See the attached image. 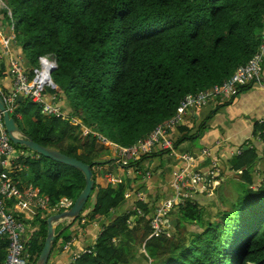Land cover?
Wrapping results in <instances>:
<instances>
[{"label":"trees","instance_id":"1","mask_svg":"<svg viewBox=\"0 0 264 264\" xmlns=\"http://www.w3.org/2000/svg\"><path fill=\"white\" fill-rule=\"evenodd\" d=\"M0 2V25L8 22L13 27L15 46L27 55L28 65H35L43 55L56 59L52 73L56 87L47 88V92L61 99L60 94H65L71 116H79L93 131L124 147L138 143L173 117L187 95L228 80L260 50L264 40V0ZM2 50L0 40V79L8 75ZM250 86H242L240 92ZM6 92L2 89V94ZM41 110L39 103L23 98L18 99L12 115L34 141L92 164L95 178L88 211H82L56 236L54 246L60 239H73L72 232H65L75 224L84 227L107 220L96 242L87 248L91 251L68 264H128L136 255L133 240L140 241L150 264H264V171L256 174L263 169H256L255 150H241L233 157L234 170H242L243 191L236 192L235 200L215 219L205 218L200 204L189 200L166 214L160 236L150 237L152 210L146 201L136 202L142 214L130 209L110 216L123 207L130 182L137 179L122 175L116 184L103 186L98 181L102 173L98 168L115 165L133 169L135 174L147 172L150 170H142L151 167L146 161L166 150L154 149L124 163L119 156L111 158L97 135L84 134L82 124L44 115ZM206 127L207 122L195 128L181 124L177 128L182 136L173 141L178 146L185 138L199 136ZM255 129L264 138V122H257ZM14 147L7 170L19 188L32 184L55 205L62 197L75 201L85 187V176L79 169L24 145ZM5 202L9 211L33 229L29 232L27 228L26 250L28 264H35L45 244L48 217L55 212L37 208L34 218L26 220L15 207L16 198H6ZM174 213L176 219L170 225ZM191 223L199 230H188L186 224ZM8 246V238L0 236V264L6 259Z\"/></svg>","mask_w":264,"mask_h":264},{"label":"built area","instance_id":"2","mask_svg":"<svg viewBox=\"0 0 264 264\" xmlns=\"http://www.w3.org/2000/svg\"><path fill=\"white\" fill-rule=\"evenodd\" d=\"M1 32V30H0ZM2 33V32H1ZM13 38H5L3 43L10 44ZM11 53L8 74L12 77V88L7 90L3 97L6 106L11 114L16 113L18 108V99L22 95L23 98L31 99L42 106V113L47 116L55 115L63 119H69L75 124H82L84 134L93 133L105 145H113L118 151L120 159L136 158L137 156L151 152L156 148H162L169 152L170 155L177 156L184 162V165L174 173V181L171 186L174 188V194L164 199L155 209L151 218L152 236H160L163 233L164 224L167 222L166 214L172 209L178 207L179 204H185L189 199V193L193 190L208 191L214 194V190L220 185L221 170L217 163L210 166L208 173L204 174L202 171H195L193 166L197 162V157L188 152H178L174 141L169 134L172 128L181 124L184 116L196 107H202L216 98L222 101H227L239 94L240 88L245 85H252L261 80L264 63V40L260 50L244 65L237 68L236 72L224 83L215 84L209 89L201 90L195 94L187 95L181 105L178 107L176 114L170 119L158 124L152 132L138 143L124 147L120 146L101 133L94 132L92 128L84 125L81 119L77 116H71L66 112L60 103V98L54 94H49L47 88L56 87L53 77L49 75L51 67H56L57 62L55 58L48 55L39 57V64L28 65L27 59L22 53ZM2 92V89L0 88ZM19 118L22 115L18 112L16 114ZM264 121V120H263ZM261 121V122H263ZM240 152V151H239ZM264 152V149H263ZM15 154L14 143L6 130L3 122L2 114L0 113V236H6L9 240L7 248V256L3 264H28V254L26 250V234L27 225L25 220L18 218L15 213L8 210L5 199L16 198L19 205L29 208H45L52 212H60L70 208L74 200L68 197H63L61 200L52 205L48 198L40 195L38 189L29 184L24 189L19 188L9 177L8 170L11 161L10 158ZM203 154L210 155L208 149L203 150ZM6 156V159H2ZM6 170V171H5ZM242 173V170L239 171ZM111 174V173H110ZM109 174V178H111ZM146 178H151L152 174L147 172ZM113 177V176H112ZM135 194L137 200L144 201L146 197L141 192H126V198ZM139 214H142V209L134 207ZM132 223V220L130 222ZM71 245V241L66 242L65 248ZM91 251L83 248L79 252L72 254V260L79 258L83 252Z\"/></svg>","mask_w":264,"mask_h":264},{"label":"crops","instance_id":"3","mask_svg":"<svg viewBox=\"0 0 264 264\" xmlns=\"http://www.w3.org/2000/svg\"><path fill=\"white\" fill-rule=\"evenodd\" d=\"M9 38L10 37L7 36V39ZM7 44H9V42ZM7 44H2V51L4 54V57L2 59L6 61L7 67L9 68L10 57L12 54L9 53V48L7 47ZM11 51L15 53H20L19 50ZM0 88L6 91L12 88V77L9 74L0 79ZM60 103L66 112H72L69 106H67L61 98ZM263 120L264 66L261 75V80L253 83L249 89L240 92L235 98L230 101V103H226V101H221L220 99L216 98L202 107L194 108L192 111H190L184 116V119L181 124H186L187 126L195 128L201 122H207V127L200 132L199 136H196L195 138H185V140L182 141L183 143L181 142L182 144L177 146V149L180 146L182 149L178 150L182 153L188 152L197 157V162H195L193 166V169L195 171H202L204 174H206L209 172L210 166L213 163H217L221 170L219 176L221 180L220 185L214 190V194H210L208 191L202 192L199 190H193L189 193V195H191L189 196L188 201H197V199L199 200L204 197H212L214 199H219L222 198L225 193L232 195V192L235 189L233 187V179H235L236 181H240L241 178L239 177V175L241 173L239 172L240 170H234L233 163L231 161L235 155L240 154L241 150H246L249 148L255 150L258 155L255 166L256 169H259V167L261 168L260 165L264 163V138L259 132L257 133L255 125L257 122L262 123L261 121ZM179 125L171 129L170 136L172 140H175L176 138L182 136V131H180V129L178 130L177 128ZM158 149L159 148H156V151ZM204 149H208L210 151L209 156H205L203 154ZM166 153L169 152L165 151L164 153L157 155L153 160L146 161L151 165L156 163L155 168H157V170L154 175L158 177V179L160 180L159 182L155 181V185H151V183L147 182L152 180V177L146 178L144 172H139V177H136V175H134L135 179H137V181L135 182L139 185V181L143 180L142 182H145L144 189L146 190L140 189L138 188V186H136V188L127 189V192L132 193L134 189L138 188V192H141L146 197L145 201L148 204L151 203L149 205L153 213L155 212V208L164 199L174 194V187L171 186L174 181V173L184 165V162L177 156H173L170 154L167 156ZM109 155L112 159H119L116 154L113 155L110 153ZM5 169H7V167H5ZM98 169H101L102 171V173L100 172L101 175H99L100 177L98 181L103 186H106L108 183L116 184L117 182H119L121 180V176L125 175L127 169L128 171L133 172V170L129 168L126 169L115 165H105L103 167H99ZM261 169L263 170H258L256 174H259L261 172L263 173L264 166ZM109 174L113 177L111 176V178H109ZM254 174L255 173H253V175ZM228 184L229 186L227 188ZM131 186H135V184L133 183ZM158 191H161L163 193V197H161L160 195L159 198H157V196H154V202H151V200L153 199V194L156 192L154 195H157ZM135 196L136 195L133 194V196H131L132 198L126 199L122 211H128L136 207L137 201L135 200ZM155 200H157V202ZM16 208L20 213L24 214V218L26 220H31L35 216V208L24 207L21 205ZM114 212L115 211L113 210L110 215L112 218L116 216L113 215ZM104 221L105 223H107L106 219H101V221H93L87 223L84 227H81L80 224H75L74 226H72L70 228L73 235L71 245L68 247V249H66V242H64L63 239H60L58 243L53 246L48 264H68L72 260V254L74 252L81 251L83 248H88L90 245L96 242V239L102 230ZM67 224V221H63L59 223L57 229L69 226ZM98 227L99 231H97ZM27 228L29 232L33 230L28 225ZM52 253L54 254L53 256Z\"/></svg>","mask_w":264,"mask_h":264},{"label":"water","instance_id":"4","mask_svg":"<svg viewBox=\"0 0 264 264\" xmlns=\"http://www.w3.org/2000/svg\"><path fill=\"white\" fill-rule=\"evenodd\" d=\"M56 67H51V69L49 70L50 76H52V73ZM21 99H23L22 95L19 96V100ZM0 113L2 114L3 122L10 136V139L14 144L24 145L38 154H42L55 161L71 165L79 169L85 176V187L83 188L81 193L77 196L73 205L68 209L62 210L61 212H56L48 217L47 236L45 239V244L40 253V256L38 257L35 263V264H48L50 254L54 246L55 238L56 236H59L66 227L65 226L57 231V226L59 225V223L63 221H67L68 222L67 225H70L73 221H75L82 214V211L84 210V207L92 193V190L95 185V178H94L92 164L86 163L76 157L69 156L59 150H56L49 146L42 145L34 141L17 124L16 119L13 117V115L10 113V111L6 106L5 99L1 91H0ZM2 159H6V156H3ZM2 169L3 166H0V170Z\"/></svg>","mask_w":264,"mask_h":264},{"label":"rangeland","instance_id":"5","mask_svg":"<svg viewBox=\"0 0 264 264\" xmlns=\"http://www.w3.org/2000/svg\"><path fill=\"white\" fill-rule=\"evenodd\" d=\"M1 4H2V2H0V6H1ZM1 24V23H0ZM10 25H9V23L8 22H5L4 23V25H0V30H1V32L3 33H1V36H0V40H1V44H3V40H4V37L5 38H7V36H9L10 38H13V36L15 35L14 34V32H13V27L11 26V28L9 27ZM10 47L12 46V48H11V50H18L19 48L18 47H16L15 46V39L12 41L11 40V42H10ZM3 52V51H2ZM3 57H4V54H3ZM25 58H27V55H25ZM28 59V58H27ZM38 64H39V62L38 63H36L35 65H37L38 66ZM263 65H264V63H263ZM46 93H47V91H46ZM50 94V93H49ZM55 95V94H54ZM61 96H63V101H64V103L65 104H67L66 103V99H67V97H66V95L65 94H60ZM58 98H59V96H58ZM73 104V103H72ZM68 106H69V108L72 110V107H71V105L70 104H68ZM73 106H75L74 104H73ZM79 117V116H78ZM80 118V117H79ZM71 123L72 124H74L75 125V122H73L72 120H71ZM85 125V124H84ZM83 127V126H82ZM82 129V131H83V128H81ZM98 131V130H97ZM97 131H94V132H97ZM84 133V132H83ZM97 133H99V131L97 132ZM99 137V136H98ZM183 143V142H182ZM182 143H180V144H182ZM179 144V145H180ZM105 145V144H104ZM181 146H183V145H181ZM105 147H107L108 149H109V152L111 153V154H113V155H115L116 154V156H119V154H118V151L116 150V148L113 146V145H105ZM177 147V146H176ZM178 149L180 150V149H182L180 146L178 147ZM177 149V150H178ZM178 150V151H179ZM179 152H181V151H179ZM167 154V156L169 155V153H166ZM175 158V157H174ZM122 160H123V162L124 163H127L128 162V159H126V158H122ZM155 165H156V163L155 164H152L151 165V167H149V169L147 168V166H145L142 170H150V171H147V172H150L151 174H152V180H148L149 182H147V183H151V185H155L154 184V182L155 181H157V182H159L160 180L158 179V177L156 176V175H154L155 174V172H156V170H157V168H155ZM261 168H263V166H264V163H262L261 165ZM260 168V169H261ZM130 169V168H129ZM131 170H133V169H131ZM116 171H118V170H116ZM147 172H144V175L147 173ZM136 172H130V171H128V169L126 170V172H125V175H124V177L125 178H131V179H134V175H137V174H135ZM164 178H165V175H164ZM157 179V180H156ZM143 180H140L139 182V185H138V183L136 184V182H135V180H133L132 182H130L131 183V185L134 183L135 184V186H129V188H136V186H138V188H140V189H144L145 188V182L143 183L142 182ZM117 182V181H116ZM243 181L240 179V181H236L235 179H233V187L235 188L234 190H233V192H232V195H230V197H227L226 196V193L222 196V198H219V199H214V198H212V197H204V198H202V199H197V202L200 204V206H201V208L203 209V211H204V214H205V218H207V217H209L210 219H215L216 217H217V215H218V213L221 211V209H223V208H226V206H228L230 203H232L234 200H235V198H234V196H236V195H234L236 192H238V190L239 191H243ZM159 184V183H158ZM228 186H229V184L227 185V188H228ZM155 188H157V187H155ZM159 188V187H158ZM229 188H231V187H229ZM237 189V190H236ZM144 190H146V189H144ZM156 193V192H155ZM154 193V194H155ZM159 193V194H158ZM153 194V199L151 200V202H154L153 200H154V196L156 197L157 196V198H159V195L161 196V197H163V193L161 192V191H158L157 192V195H154ZM129 198H132V197H129ZM135 200L136 201H138L136 198H135ZM161 200V199H160ZM92 201H93V199L91 198L90 199V201L86 204V206H85V208H84V210H83V212H87L88 211V207H90V204H92ZM156 202H157V200H155ZM218 201V202H217ZM149 204H151V203H149ZM153 205V204H152ZM122 210H123V207L122 206H120L119 208H117L116 210H114L115 212H114V214L113 215H117V214H120L121 212H122ZM172 210H177V207L176 208H174V209H172ZM153 212L151 213V214H149V218L150 217H152L153 215ZM148 216V215H147ZM147 218V217H146ZM168 219V218H167ZM175 220L176 219V213H174V216H172L171 217V215H170V218H169V223L168 224H170L171 225V220ZM85 222V221H84ZM98 225V224H97ZM99 226V225H98ZM100 227V226H99ZM99 227L97 228V231H99ZM172 227L173 228H175V224L174 223H172ZM186 227L188 228V230H199V227L197 226V224L196 223H191V224H186ZM58 230H60V228H58L57 229V231ZM174 232H175V230H174ZM68 233H71V230H70V228L68 229H66V232H65V234H68ZM170 233H171V230H170ZM134 236V235H133ZM132 244V243H131ZM132 246H133V249H132V252H136V255H135V257H133V258H131V260H130V262L128 263V264H150L151 262H150V260L148 261V260H146V258H144V254L146 253L145 252V249L140 245V241L138 240L137 241V243H136V241H134L133 240V244H132ZM142 247V248H141ZM77 252H79V251H77ZM75 253V252H74ZM54 254L52 253V256H53Z\"/></svg>","mask_w":264,"mask_h":264}]
</instances>
